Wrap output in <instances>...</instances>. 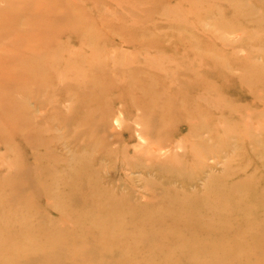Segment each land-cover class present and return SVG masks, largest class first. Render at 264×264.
<instances>
[{"label": "rangeland", "instance_id": "374dc122", "mask_svg": "<svg viewBox=\"0 0 264 264\" xmlns=\"http://www.w3.org/2000/svg\"><path fill=\"white\" fill-rule=\"evenodd\" d=\"M262 198L264 0H0V264H264Z\"/></svg>", "mask_w": 264, "mask_h": 264}, {"label": "bare ground", "instance_id": "6f19581e", "mask_svg": "<svg viewBox=\"0 0 264 264\" xmlns=\"http://www.w3.org/2000/svg\"><path fill=\"white\" fill-rule=\"evenodd\" d=\"M117 120V119H116ZM143 140V139H142ZM145 141V140H144ZM153 144V143H152ZM143 145V144H142ZM140 146V145H139ZM117 156V155H116ZM117 158V157H116ZM213 190V189H212ZM212 192V194H213V191H211ZM261 201V205H262V207H264V199L262 198V200H260ZM195 209H186V211L185 210H182V211H179V213L181 214V212H183L184 214H182V215H178V219H177V221H180L181 223H184V225H185V227L187 228V229H189V230H191L192 232H202V234H203V238L202 239H204V240H209V239H207L209 236H211V234L213 233V229H215L214 227H213V224H217V223H211V222H209V223H207V222H204L203 220H200L202 217H200V216H198L197 217V223H195V224H192V222H194V220H193V216H190V213L191 212H193ZM187 212H190L188 215H187ZM185 217L186 219H187V221H185V220H182V217ZM224 216V215H223ZM183 217V218H184ZM200 217V218H199ZM255 222V221H254ZM257 225V224H256ZM228 231V230H227ZM261 232H262V230L260 231V234H261ZM261 235H258V237H260ZM194 237V236H193ZM258 239V238H257ZM176 240V239H175Z\"/></svg>", "mask_w": 264, "mask_h": 264}]
</instances>
